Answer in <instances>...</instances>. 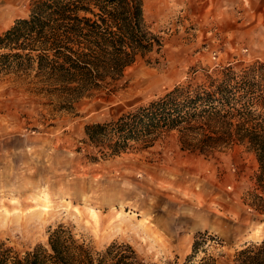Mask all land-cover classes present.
Segmentation results:
<instances>
[{
  "label": "rangeland",
  "instance_id": "1",
  "mask_svg": "<svg viewBox=\"0 0 264 264\" xmlns=\"http://www.w3.org/2000/svg\"><path fill=\"white\" fill-rule=\"evenodd\" d=\"M32 1L0 0L9 12L0 34L29 14ZM142 9L160 46L138 53L111 91L69 103L41 89L51 69L36 60L0 62V241L19 251L47 245L61 223L93 251L128 242L146 262L183 264L195 235L207 232L213 238L193 259L212 254L218 264H235L237 249L264 239L257 156L245 140L209 139L219 135L220 118L159 128L116 153L85 132L175 86L183 89L177 100L205 90L221 96L228 66L238 76L231 85L243 70L255 83L250 92L234 88L231 102L260 95L249 105L262 110L264 0H142ZM232 136L240 135L233 129Z\"/></svg>",
  "mask_w": 264,
  "mask_h": 264
},
{
  "label": "trees",
  "instance_id": "2",
  "mask_svg": "<svg viewBox=\"0 0 264 264\" xmlns=\"http://www.w3.org/2000/svg\"><path fill=\"white\" fill-rule=\"evenodd\" d=\"M160 46L155 36L145 28L142 0H33L30 12L15 19L12 26L0 34V48L17 45L14 51L0 52V62L6 65L9 58H20L31 63L36 60L41 69L49 68L43 77L49 81V90L69 103L97 90L111 91L128 64L138 53ZM232 74L228 75L227 73ZM248 70L238 76L232 66L225 69V76L218 85L221 96L205 90L177 100L183 93L182 86H175L163 96L151 100L108 122L85 125L90 141L101 144L100 150L116 153L125 148L130 139H140L159 128H172L195 118H220L219 135L209 139L231 143L245 140L254 150L259 163L256 179L261 183L259 212H264V108L256 111L249 104H256L261 96L241 101L235 106V88L245 92L254 89ZM230 87V88H229ZM240 98L242 95L239 96ZM218 102V103H215ZM202 128L203 123L188 125ZM234 132L240 136L233 137ZM114 136V138H113ZM220 139V140H219ZM213 238L199 232L192 243V252L183 264H218L212 254L194 260L201 244ZM235 264H264V239L246 243L234 252ZM0 264H152L139 256L128 242H111L104 250L93 251L74 236L64 224L59 223L49 231L47 245L19 251L0 241Z\"/></svg>",
  "mask_w": 264,
  "mask_h": 264
},
{
  "label": "crops",
  "instance_id": "3",
  "mask_svg": "<svg viewBox=\"0 0 264 264\" xmlns=\"http://www.w3.org/2000/svg\"><path fill=\"white\" fill-rule=\"evenodd\" d=\"M2 11H4V12H2ZM2 13H4L3 15H2ZM8 15H9V12L8 11H6V10H0V22H2L3 20H5L7 17H8Z\"/></svg>",
  "mask_w": 264,
  "mask_h": 264
},
{
  "label": "built area",
  "instance_id": "4",
  "mask_svg": "<svg viewBox=\"0 0 264 264\" xmlns=\"http://www.w3.org/2000/svg\"><path fill=\"white\" fill-rule=\"evenodd\" d=\"M213 57H215V54H213Z\"/></svg>",
  "mask_w": 264,
  "mask_h": 264
}]
</instances>
